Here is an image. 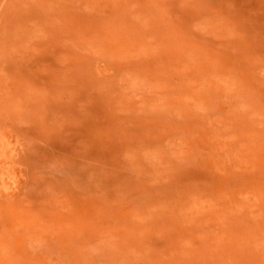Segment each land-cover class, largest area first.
<instances>
[{
	"label": "rangeland",
	"instance_id": "obj_1",
	"mask_svg": "<svg viewBox=\"0 0 264 264\" xmlns=\"http://www.w3.org/2000/svg\"><path fill=\"white\" fill-rule=\"evenodd\" d=\"M0 264H264V0H0Z\"/></svg>",
	"mask_w": 264,
	"mask_h": 264
}]
</instances>
